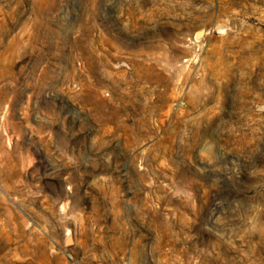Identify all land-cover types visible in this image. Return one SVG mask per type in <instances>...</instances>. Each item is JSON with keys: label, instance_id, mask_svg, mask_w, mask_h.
<instances>
[{"label": "rangeland", "instance_id": "rangeland-1", "mask_svg": "<svg viewBox=\"0 0 264 264\" xmlns=\"http://www.w3.org/2000/svg\"><path fill=\"white\" fill-rule=\"evenodd\" d=\"M0 264H264V0H0Z\"/></svg>", "mask_w": 264, "mask_h": 264}]
</instances>
